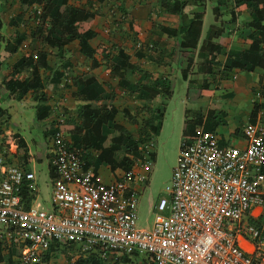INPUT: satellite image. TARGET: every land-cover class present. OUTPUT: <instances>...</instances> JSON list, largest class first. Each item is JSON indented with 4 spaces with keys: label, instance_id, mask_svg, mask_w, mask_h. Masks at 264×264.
<instances>
[{
    "label": "crops",
    "instance_id": "1",
    "mask_svg": "<svg viewBox=\"0 0 264 264\" xmlns=\"http://www.w3.org/2000/svg\"><path fill=\"white\" fill-rule=\"evenodd\" d=\"M56 1L52 0L53 3ZM61 3L63 6L95 13L92 21L95 36L88 44L92 49L101 46L110 52V56L106 60L101 55L94 56L100 65L96 85L100 88L101 93H105V96H111L110 103L116 109L114 123L133 137L139 136V133L150 131L147 127L150 122H153V126L158 124L157 132L162 130L160 122L163 121L165 112L162 105L165 104V100L171 97L172 87L174 81L178 79L179 73L182 82L187 83V92L183 100L184 117L180 120V140L195 139L200 136L214 137L220 145L245 147L246 140L243 131L246 127L257 126L264 129V68H261L264 65V59L258 56V52L255 51L257 42L253 41V38L257 41L260 40L261 33L250 26L255 21V17L248 15L244 10L236 11L234 0L192 2L191 11L184 16L165 12L156 5V0H62ZM207 8L211 9L214 18L206 27L204 18ZM54 9L49 18H53L55 15L57 7ZM195 13L203 14L200 38L195 49L182 48L180 46L182 35L185 34ZM40 14V8L34 12L29 8L23 11L18 0H0V52L8 43L11 46L15 44L13 33L22 36L28 33L26 41H29V46L31 44L32 47L33 42L40 41L45 45V50L56 51L58 54L67 51L71 45L78 47L76 41L60 50L46 45L42 37L46 34V29L50 28L51 23L50 19L42 22ZM260 25L264 26V21ZM210 28L219 33L217 38L210 41V45L216 49L209 53L211 47L208 46L207 52H200V47L204 43L207 44L206 38ZM174 31L177 32L176 37L172 36ZM21 44L23 42L20 43L17 52L0 67V153L9 149L14 157L11 160L12 163L24 169V166L19 163L17 154L18 137L25 142L30 157L29 148L25 139L9 126L10 134L15 136V139L8 143L6 137L3 136L2 130L9 124V112L1 104L5 102L10 106L11 100L22 101L27 95H31L33 98L34 94L29 92L19 98L16 93L10 94L5 89L3 82L6 77L10 76L13 66L26 54H32L34 60L39 53L46 56V67L39 71L41 80H43L42 71L51 72V70L49 55L36 48L26 51L21 49ZM259 46L260 49H264V42H259ZM119 50L128 57L127 61L131 68H125L123 71H125L126 82L132 89L122 88L119 85V78L110 73L115 66L111 59L117 56ZM150 53L152 55H148ZM79 54L88 61V68L79 75L90 73L91 60L80 52ZM189 57H193V63L187 77L184 78L181 69L185 68ZM232 63L235 64L232 66ZM24 73L27 75L24 76ZM24 73L21 75L22 79L31 77L30 71ZM68 73L66 75L71 76V73ZM79 75H75L73 78ZM157 79H162L167 83L169 96L160 94L153 100L147 101L146 97L138 92L140 82L148 86ZM203 85L206 88L204 91L201 90ZM73 87L74 92L68 98L67 95L61 97V88L63 87L59 86L56 91L51 90L55 95L50 100L40 101L38 99L40 96L36 100H34V96V101L31 103L27 100L35 108V120L41 123V132L47 143L45 158L48 161L49 178L53 176V160L50 154L51 133L59 125L78 124V110L90 103L88 99L90 93L87 90L78 94L74 85ZM42 92H46L45 88ZM258 94L259 96H256ZM42 104L49 108L50 113L43 120H38L37 115L43 114V111L39 109ZM61 108H64L62 113ZM158 112L161 118L155 121V115ZM59 118H65V121L58 120ZM149 120L150 122H148ZM207 126L209 132L204 134L203 131ZM63 132L71 142L79 139L78 136L69 134L67 131ZM157 132L146 133L151 137V140L146 143L153 146L149 152L154 154V160L156 157L154 139ZM143 136L145 135H142V138ZM146 143H143V147H146ZM97 155V151L90 152V156L93 157V160H89L90 169L93 171L92 179L105 184L129 180L127 181L128 185L137 193L139 201L144 190L143 184L148 183V170L152 167L151 162L153 161H151L150 155L143 154L140 155L141 157H136L129 177L121 169L112 170L109 166L101 164L99 160H94ZM30 173L33 172L30 171ZM32 195L33 198L29 200L23 195L25 202L28 205L40 206L37 203V187L36 193L34 192ZM160 197L155 200L153 205L149 204L151 211ZM149 228L150 226L139 229L147 230ZM52 246L56 247L55 250H49L33 264H74L78 258H85L90 253L100 255L99 257L108 264H115L121 255L113 254L98 246L88 247L83 243L62 247ZM0 248L4 254H7L9 250L20 251L17 246L11 245L3 239L0 240ZM19 255L20 253L11 257V264H16Z\"/></svg>",
    "mask_w": 264,
    "mask_h": 264
},
{
    "label": "built area",
    "instance_id": "2",
    "mask_svg": "<svg viewBox=\"0 0 264 264\" xmlns=\"http://www.w3.org/2000/svg\"><path fill=\"white\" fill-rule=\"evenodd\" d=\"M243 134L245 147L214 137L181 140L169 191L141 230L129 180L94 181L82 151L56 127L50 210L25 202L24 189L36 191L34 175L12 163L9 149L0 153V240L20 249L16 264L36 263L52 245L78 243L144 254L155 264H264V129Z\"/></svg>",
    "mask_w": 264,
    "mask_h": 264
},
{
    "label": "trees",
    "instance_id": "3",
    "mask_svg": "<svg viewBox=\"0 0 264 264\" xmlns=\"http://www.w3.org/2000/svg\"><path fill=\"white\" fill-rule=\"evenodd\" d=\"M18 1L22 6L23 11H26L28 8L30 9L33 5H39L41 12L40 20L43 22L50 19L51 26L49 29H46L47 32L42 37V40L46 45L50 48L60 50L76 41L79 52L91 60V72L73 78V85L75 86V90L78 94L84 91L86 92V90L90 93V98H88L90 103L85 104L78 110V124H63L59 125L58 128L79 137L77 141L72 142V148L82 151V158L86 168H90L89 160H93V157L90 156V152L94 150L98 152V155L94 160H99L101 164L109 166L112 170L121 169L126 173V176L129 177L136 157L138 158L140 156V153L144 148L143 143L151 140L150 135L146 133H156L158 124L153 126V122H150L149 120L148 122L150 123L147 124V127L150 131L146 133H139V136L133 137L123 128L114 123L116 109L110 103L111 96H105V93H101L100 88L96 85L97 73L100 65L94 58L95 55H101L104 60H106L109 58L110 52H107L101 46L96 49H92L88 44V42L95 36L94 27L92 25L95 13H91L83 9L63 6L61 3L62 0H57L56 3H53L52 0ZM190 1L191 3L200 2V0H156V5L169 14L184 16V14L191 11ZM234 2L236 4V11L240 12L244 10L248 13V15L255 17V21L252 22L250 26H253L258 33H261V38L258 41L253 38V41L257 42V49L254 50L258 52L259 57L264 59V49H260L259 46V42H264V26L260 25V23L264 21V0H234ZM55 7H57L55 15L53 18H49L52 16V12L55 10ZM202 18V13H195L193 15L185 34L182 35L180 42V46L182 48H196L201 35ZM215 18H217V16H215ZM37 33L40 34V32ZM176 34L177 32L174 31L172 36L176 37ZM13 35L15 37V44L11 46L8 43L3 51L0 52V67L7 59L17 52L20 43L24 40L22 35H15V33H13ZM218 35L219 33L217 31L210 28L207 35L208 37L206 38L207 44L205 45L204 43L200 47V52H207L208 46L211 47L209 53L216 49V47L210 45V41L213 38H217ZM127 60L128 57L123 51L119 50L117 56L111 59V61H113L112 64L115 66L110 73L119 78V85L122 88L128 90L132 88L126 82L125 71H123V69L130 67ZM186 62L187 64L185 68L181 69L182 76H184V78L187 77L190 71L193 63V57H189ZM46 64V56L41 53L36 56L35 60L33 59L32 54L24 55L13 66L10 76L5 78L3 82L5 89L10 94L16 93L19 98H22L29 92L36 95L40 94L38 99L40 101H46L47 99L45 98V94L42 93L45 86L39 76L40 69H44ZM234 64L232 63V66ZM261 68H264V65H262ZM67 70H69V68L58 74L57 80L67 77ZM26 71H30L31 77L22 79L21 75ZM47 88L56 91L59 88V83L55 80L52 85H48ZM201 90H206L205 85L202 86ZM138 92L140 95L145 96L147 101L153 100L160 94L169 96L167 83L162 79H157L148 86L143 85L140 82ZM98 102H100V104H97ZM39 109L43 111V114H38L37 119L43 120L47 117V114L50 113V110L43 104L40 105ZM155 116V121L160 120L161 116L159 112ZM142 135L145 136L142 138ZM14 139L15 136L8 137V143ZM17 154L19 157V163L21 166H24L25 173H30L28 169H25L30 162V157L28 155L25 142L20 137H18L17 141ZM150 159L151 161H154V154L150 155ZM22 194L26 196L25 198L28 200L33 198V195L28 193L25 189ZM55 248L56 247L51 246L50 250H55ZM19 253L20 251L9 250L7 254H4L3 250L0 248V264H11V257L18 255ZM99 256L100 255H96L95 253H90L85 258H78L74 264H108ZM148 262L149 264H153L149 258ZM129 263H131V259L129 258V255L124 253H122L115 262V264Z\"/></svg>",
    "mask_w": 264,
    "mask_h": 264
},
{
    "label": "rangeland",
    "instance_id": "4",
    "mask_svg": "<svg viewBox=\"0 0 264 264\" xmlns=\"http://www.w3.org/2000/svg\"><path fill=\"white\" fill-rule=\"evenodd\" d=\"M191 4L190 1V5ZM35 10H39V6L30 7V11L34 12ZM213 18L211 9L207 8L206 17L204 18L206 27L213 21ZM27 34L25 36L23 35L24 40L22 41L23 44H21V49L28 51L30 48H36L50 56L49 62L51 72L42 71L41 74L46 90V92L42 93L45 94L46 99L50 100L51 97L55 95L51 89L47 88V86L52 85L55 80L59 83L60 88L63 87L61 88V97H63V95H67V98L70 97L74 92L72 78L86 71L88 68V61L79 54L76 45H71L67 51L59 54L56 51L45 50V45L40 41L36 43L33 42L31 47V44L29 46V41H26V37H28ZM148 55H152V53ZM67 68H69L68 72L71 73V76H67V79L63 77L57 80V75ZM25 75L27 74L24 73V76ZM186 87L187 83L182 82L181 74L179 73L178 79L174 81L171 97L165 100V104L162 105V108H165L164 119L160 122V125L162 123V130L157 132L154 139L156 157L155 160L151 162L152 167L148 170V183L143 184L144 190L138 201V228H148L151 226L153 214L149 208V204L151 203L153 205L158 197L164 196L169 191L171 172L172 168L176 165L181 143L179 136L181 127L180 120L184 117L183 100L187 92ZM34 96L32 98L31 95H27L22 101L11 100L9 102L10 106L6 105L5 102L1 104V106L7 108L9 112V124L2 130V134L6 137V140H8V137L11 136V128L25 139L30 154V162L27 168L34 173L32 174L34 175L38 192L37 203L40 204L39 207L43 210H50L52 208L50 199L52 187L49 178L48 161L45 158L47 143L41 132V123L35 120V108L30 104L36 100L40 94H34ZM63 110L64 108H61V113ZM73 119H75L74 116ZM58 120L64 122L65 118H59ZM8 126L10 128H8ZM203 132L204 134L209 132L208 126ZM145 146L146 147L142 149L140 155H151L149 151L153 149L152 144L146 143ZM129 258L131 259V263L129 264H149L148 258L152 263H155L149 256L140 253H133L129 255Z\"/></svg>",
    "mask_w": 264,
    "mask_h": 264
}]
</instances>
